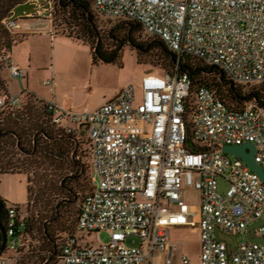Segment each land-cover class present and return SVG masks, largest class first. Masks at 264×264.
Returning a JSON list of instances; mask_svg holds the SVG:
<instances>
[{
	"label": "built area",
	"instance_id": "obj_1",
	"mask_svg": "<svg viewBox=\"0 0 264 264\" xmlns=\"http://www.w3.org/2000/svg\"><path fill=\"white\" fill-rule=\"evenodd\" d=\"M101 16L132 20L178 56L187 55L218 67L232 83L264 84V0H92ZM8 29L16 20L4 21ZM10 76L24 72L3 53ZM44 85L53 88V81ZM186 74L145 73L92 111L78 112L35 97L50 123L88 143L92 189L81 204L77 234H65L55 264H172L175 244L170 231L190 227L199 233V264H264V245L248 239L252 225L264 217V182L223 145L250 142L254 160L264 169V118L248 106L232 110L206 87L194 94L187 116ZM23 91L0 92L3 113L18 111ZM202 150H193V148ZM198 193V211L185 200ZM26 214L6 206V243L0 264H16L34 244L25 233ZM236 237L228 246L214 231ZM108 232L104 244L86 240ZM254 233L264 237V224ZM136 236L139 245H126ZM180 262L190 260L181 255Z\"/></svg>",
	"mask_w": 264,
	"mask_h": 264
},
{
	"label": "trees",
	"instance_id": "obj_2",
	"mask_svg": "<svg viewBox=\"0 0 264 264\" xmlns=\"http://www.w3.org/2000/svg\"><path fill=\"white\" fill-rule=\"evenodd\" d=\"M26 1L0 0V92H6V82L3 75L8 70L6 63L2 60V55L3 53H9L13 45L21 42L26 36L19 35V33L14 36L11 29L5 26L4 21L12 15V10L17 5ZM55 7L56 12L60 14V18L65 24L77 28L80 37L77 36L76 38L81 39L84 44L89 46L93 65L111 64L122 68L123 49L129 47L135 52L138 65H153L155 61L161 69V72H156L158 74H186L191 83L189 95L185 99L187 116H190L194 109L196 90L199 87H206L228 108L242 110L251 106L260 111L264 118V91L258 89L245 90L243 87L256 85L231 83L218 67L206 65L195 57L178 56L170 51L163 41L156 36L142 39L141 34L144 32L142 26L132 20L122 19L123 21L115 24L111 29L113 43L106 44L100 38L97 30L92 0H56ZM23 95L25 100L21 109L3 113L0 121V153L2 152L1 147L8 145L27 156L30 160L27 162L31 166L38 168L37 164H44L59 169L63 167L65 160L71 154L70 159H76L80 164V159H87L90 167L87 141L76 139L74 136L67 135L62 130L57 129L50 123L48 113L35 100L34 95L24 93ZM193 150L199 151L202 148H193ZM14 159L13 156L0 154V175L12 173L19 166L24 165L18 159ZM52 176L47 179L48 174L37 173V189L32 193H30L27 184L25 233L29 236L34 247L21 257L19 263L24 258L32 259L40 253V258H35L39 264H55L62 237L65 234H77L76 222L80 207L85 195L91 191L92 185L80 201L74 223L75 232L65 229L62 234L54 235L51 232L52 225L60 223V219H62L61 209L67 210L69 206L74 204V199L70 194L72 189L68 187L64 177L60 178L61 176H58L59 178L56 180ZM63 180L64 183L61 182ZM56 192L65 193L67 197L61 198L60 203L53 204L51 196L52 194L55 195ZM31 198H34V200H31ZM5 208L6 205L3 202L0 213V223L3 228ZM1 239L0 233V244ZM2 253L3 251L0 252V255Z\"/></svg>",
	"mask_w": 264,
	"mask_h": 264
},
{
	"label": "rangeland",
	"instance_id": "obj_3",
	"mask_svg": "<svg viewBox=\"0 0 264 264\" xmlns=\"http://www.w3.org/2000/svg\"><path fill=\"white\" fill-rule=\"evenodd\" d=\"M27 1H39V0H27ZM26 1V2H27ZM56 0H41V3H37V7L33 15H29L18 18L16 20L17 25L19 26L22 23L29 21H36V28L46 29L49 27L52 32L62 35L80 42H83L81 39L76 38L79 36L77 32V28H72L71 26L64 23L60 18V14L56 12L55 7ZM93 11V10H92ZM30 13V12H29ZM94 18L97 25V30L99 32L100 38L108 45L113 43L111 39V31L112 27L123 21L122 19L115 18H107L97 13L93 12ZM20 26L18 28H12L11 31L14 36L16 33L19 35H25ZM16 34V35H15ZM142 39L150 38L144 32L141 34ZM156 62L154 61L152 64H141L138 65L136 62L135 52L129 48L125 47L123 49V67L119 68L117 66L111 64H105V70H101L99 73L103 76L104 80L101 79L102 85L107 90H113L116 88L121 82L125 80L134 79L136 91L138 95L140 94V81L142 76L146 72H161V69ZM107 69V70H106ZM35 80V84L37 87L43 89L44 87L41 83L42 79L37 77ZM41 86V87H40ZM245 90L255 89L264 91V85H256V86H243ZM85 137L82 139L84 140ZM28 147V146H27ZM4 156H13L15 159H18L23 163V166H19L15 171L9 174L0 175V198L3 200L6 206L11 205H19L22 211H25V206L27 202V184L30 188V193L36 191L37 189V178L36 174H48L47 179H50L51 176L54 179H58L64 177L66 184L68 187L72 189L70 192L72 198L74 199V204L69 206L67 210L64 208L61 209L62 219H60V223H56L52 225L51 232L55 234H62L65 229H70L72 232L74 231V223L77 217V210L79 209L80 201L82 197L88 192L92 185V174L89 167L88 160L83 158L80 159L81 164L78 163L76 159H70L71 154H69L68 159L65 160V163L61 169L57 167H53L52 165H42L37 164L38 168L35 166L29 165L27 161H30L27 156L20 153L18 150L14 148L3 145L1 147ZM14 159V160H15ZM39 162V161H38ZM57 168V169H56ZM83 171V172H82ZM26 172V173H25ZM29 181V182H28ZM64 183V180L61 181ZM52 194L51 201L54 203H60V199L63 197H67L65 193L56 192ZM34 198H31V200ZM185 200L194 206L195 210L198 211V193L195 190H188L185 194ZM70 233V232H69ZM86 240L92 242L93 244H104L109 240L108 232H100L93 233L89 237H86ZM170 240L175 244L174 248V259L172 264H182L180 262L181 255H185L189 260V264H199L200 260V247H199V233L193 230L190 227H175L170 231ZM126 245L129 247L138 246L139 239L136 236L128 237L126 240ZM37 250V249H35ZM40 253L35 255L34 258H24L21 263L18 264H39L38 260L35 259L39 257ZM163 256L162 252H158L155 254L153 264H162L161 258Z\"/></svg>",
	"mask_w": 264,
	"mask_h": 264
},
{
	"label": "crops",
	"instance_id": "obj_4",
	"mask_svg": "<svg viewBox=\"0 0 264 264\" xmlns=\"http://www.w3.org/2000/svg\"><path fill=\"white\" fill-rule=\"evenodd\" d=\"M36 24V21H29L19 25L27 30L24 31L26 36L13 45L9 58L23 70L25 76L21 80L15 79L8 70L5 71L3 77L8 93L17 95L28 91L40 99L55 101L64 108L84 112L92 111L111 100L125 85H135L132 78L121 82L113 90H107L101 82L104 78L99 74L107 66L92 64L88 45L58 35L49 27L36 28ZM37 77L42 79V85L47 88L36 86L34 79ZM46 80L53 81V88L44 85Z\"/></svg>",
	"mask_w": 264,
	"mask_h": 264
},
{
	"label": "water",
	"instance_id": "obj_5",
	"mask_svg": "<svg viewBox=\"0 0 264 264\" xmlns=\"http://www.w3.org/2000/svg\"><path fill=\"white\" fill-rule=\"evenodd\" d=\"M38 2L41 3V0L35 1V2L27 1V2L17 5L12 10V15L7 20L14 21V20H17L18 18L28 16V14L33 15V13L35 12L34 9H36ZM221 151L225 154L239 158L248 167L250 171L254 172L259 177V179L262 182H264V169L260 165H258L254 160V152H255L254 144L250 142H244L240 145H223L221 147ZM2 208H3V200L0 198V213H1ZM261 224H264V217L259 222L255 223L254 225L250 227L248 231V239L264 245V237H258L254 233V229ZM0 233H1V238H2L1 244H0V252H1L3 251L5 247V243H6L5 230L2 227L1 223H0ZM214 234H215L216 240L225 243L228 246L229 250L233 246L236 245L235 236L225 234L221 232L219 229H215Z\"/></svg>",
	"mask_w": 264,
	"mask_h": 264
}]
</instances>
